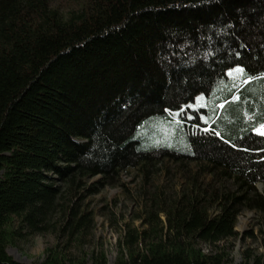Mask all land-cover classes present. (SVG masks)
<instances>
[{"label": "trees", "instance_id": "16d2710c", "mask_svg": "<svg viewBox=\"0 0 264 264\" xmlns=\"http://www.w3.org/2000/svg\"><path fill=\"white\" fill-rule=\"evenodd\" d=\"M155 119L175 145L140 147ZM263 124L264 0H0V264H26L6 250L14 219L37 232L59 211L76 239L88 218L70 201L88 179H147L165 158L197 169L175 196L145 193L147 228L128 229L113 264H227L240 210L264 212ZM36 264L76 262L54 247Z\"/></svg>", "mask_w": 264, "mask_h": 264}, {"label": "rangeland", "instance_id": "374dc122", "mask_svg": "<svg viewBox=\"0 0 264 264\" xmlns=\"http://www.w3.org/2000/svg\"><path fill=\"white\" fill-rule=\"evenodd\" d=\"M56 2L70 6L74 0ZM164 128L163 121L152 120L140 137V147L151 150L175 145L180 140L179 137L173 128L167 132ZM256 132L264 133V124L258 127ZM183 164L185 169H197L193 162ZM184 168L179 162L165 158L152 168L147 179L143 170L130 169L121 173L114 184L101 186L96 184L93 187L100 179L99 175L94 176L86 181V185L80 188L70 201L78 210L79 216L85 214L88 218V228L78 234V238L69 236L66 229H59L64 223V216L58 211L51 217V225L37 232H29L26 228L20 227L18 219H14L12 228L20 231L19 237L13 243H9L6 250L15 260L26 264L40 262L45 257L46 250L54 247L76 264H88L91 256L99 252L104 253L107 264H113L122 250L128 229L141 231L147 228V224L144 223L148 200L145 193L160 187L166 196L169 194L175 196L184 184ZM204 178L209 181L212 176L207 173ZM231 182L230 180L225 184L231 186ZM149 183L153 186H148ZM255 188L264 197V184L257 183ZM63 198L62 201L69 203L68 197ZM160 216L165 223V216L162 214ZM235 229L237 234L234 238L219 244L226 247L229 253L230 261L227 264L240 262L244 251L260 253L264 250V212L243 207L237 216ZM142 246L143 242H138V248L141 249ZM199 246L206 253L217 250L206 243H200Z\"/></svg>", "mask_w": 264, "mask_h": 264}, {"label": "snow or ice", "instance_id": "6c2138e0", "mask_svg": "<svg viewBox=\"0 0 264 264\" xmlns=\"http://www.w3.org/2000/svg\"><path fill=\"white\" fill-rule=\"evenodd\" d=\"M262 134H264V133H262Z\"/></svg>", "mask_w": 264, "mask_h": 264}]
</instances>
